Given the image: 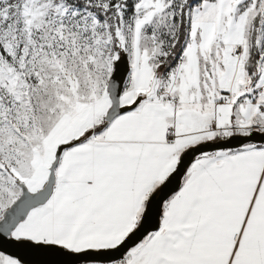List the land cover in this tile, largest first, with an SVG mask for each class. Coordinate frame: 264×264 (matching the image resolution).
I'll use <instances>...</instances> for the list:
<instances>
[{
  "label": "snow or ice",
  "instance_id": "snow-or-ice-1",
  "mask_svg": "<svg viewBox=\"0 0 264 264\" xmlns=\"http://www.w3.org/2000/svg\"><path fill=\"white\" fill-rule=\"evenodd\" d=\"M0 264H264V0H0Z\"/></svg>",
  "mask_w": 264,
  "mask_h": 264
}]
</instances>
